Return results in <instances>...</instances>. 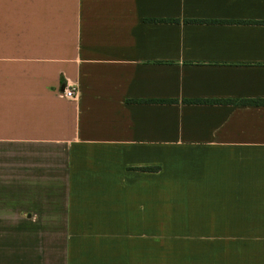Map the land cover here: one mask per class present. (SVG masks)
<instances>
[{"label": "crops", "instance_id": "1", "mask_svg": "<svg viewBox=\"0 0 264 264\" xmlns=\"http://www.w3.org/2000/svg\"><path fill=\"white\" fill-rule=\"evenodd\" d=\"M256 100L264 0H0V264H264Z\"/></svg>", "mask_w": 264, "mask_h": 264}, {"label": "rangeland", "instance_id": "2", "mask_svg": "<svg viewBox=\"0 0 264 264\" xmlns=\"http://www.w3.org/2000/svg\"><path fill=\"white\" fill-rule=\"evenodd\" d=\"M2 163L8 164V160L6 159ZM21 174H24V173L21 172L19 168V170L17 171L18 178L16 179V185H15V182L14 184H11V181H10L11 172L9 171L7 167L2 170V174L0 176V188H1L0 189V201L2 202L13 201L14 203H16L17 207L12 210L17 211L19 221L21 220V218L25 219L26 216L28 218L29 216H31L27 212V208H26L27 202L40 200L41 198H43L44 194L47 195V198H51V199L54 198V195H56V193H53V192L47 194V193H41V192H30L26 190L27 185L25 182V176H22ZM12 178H13V175H12ZM10 188H12V190H10ZM1 210L5 211L9 209L2 208Z\"/></svg>", "mask_w": 264, "mask_h": 264}, {"label": "trees", "instance_id": "3", "mask_svg": "<svg viewBox=\"0 0 264 264\" xmlns=\"http://www.w3.org/2000/svg\"><path fill=\"white\" fill-rule=\"evenodd\" d=\"M148 102V101H147ZM151 102H156V103H163V104H174L176 101L175 100H161V101H151ZM191 102V101H185ZM192 102H197V103H214L215 101H192ZM216 102H222V103H231L232 101H216ZM233 103V102H232ZM244 104H255V105H264V100H256V101H245ZM144 170H150V168H145Z\"/></svg>", "mask_w": 264, "mask_h": 264}, {"label": "built area", "instance_id": "4", "mask_svg": "<svg viewBox=\"0 0 264 264\" xmlns=\"http://www.w3.org/2000/svg\"><path fill=\"white\" fill-rule=\"evenodd\" d=\"M76 96H77V92L75 90V87L71 85H66V87H64L61 92V97L68 100H74Z\"/></svg>", "mask_w": 264, "mask_h": 264}]
</instances>
